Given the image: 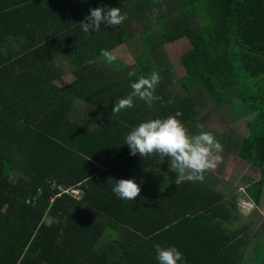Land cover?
<instances>
[{
    "label": "trees",
    "instance_id": "16d2710c",
    "mask_svg": "<svg viewBox=\"0 0 264 264\" xmlns=\"http://www.w3.org/2000/svg\"><path fill=\"white\" fill-rule=\"evenodd\" d=\"M26 2L0 0V264H159L157 245L176 247L178 264H264V221L255 223L258 210L243 213L238 198L245 187L257 206L264 199V0ZM97 7L127 19L83 32L79 23ZM137 36L129 64L115 50ZM182 39L187 73L169 84L160 47ZM153 71L161 99L135 98L112 113L130 83ZM205 93L231 125L250 127L241 142L214 135L231 158L221 175L206 170L203 182L176 185L168 157L164 175L152 169L158 154L131 155L127 134L150 119L179 111L189 136L199 134ZM240 158L260 179H233ZM119 179L139 185L135 200L113 193Z\"/></svg>",
    "mask_w": 264,
    "mask_h": 264
},
{
    "label": "clouds",
    "instance_id": "9594fccd",
    "mask_svg": "<svg viewBox=\"0 0 264 264\" xmlns=\"http://www.w3.org/2000/svg\"><path fill=\"white\" fill-rule=\"evenodd\" d=\"M79 23L85 33L91 30L99 31L101 24L118 26L127 19V14H121L120 8L112 7L105 10L97 7L89 10ZM108 64L116 61L117 57L107 49L100 50ZM130 72L129 76H134ZM161 77L153 71L148 76L141 75L130 83L131 93L115 102L112 113H120L124 109L134 106V99L139 98L151 106V103L161 98L155 95ZM182 113L166 118L150 119L141 122L126 136L125 144L130 148L131 155L139 154L145 157L152 154L160 156V162L169 158V167L176 173L175 184L179 185L185 180L203 182V173L216 166L219 156L213 157V149H220L219 142L211 132L201 131L199 134L189 136L187 129L177 117ZM113 193L122 200H135L140 194V187L134 179L114 180ZM156 259L159 264H178L183 260V254L174 246L162 248L156 246Z\"/></svg>",
    "mask_w": 264,
    "mask_h": 264
},
{
    "label": "rangeland",
    "instance_id": "374dc122",
    "mask_svg": "<svg viewBox=\"0 0 264 264\" xmlns=\"http://www.w3.org/2000/svg\"><path fill=\"white\" fill-rule=\"evenodd\" d=\"M143 39H140L138 36L126 45L121 46L120 48L115 50V54L121 57L122 60L131 64L135 62V53L142 46ZM189 46V40L182 39L175 42H169L163 44L160 48H162L160 52V57H164V61L162 64H167L172 71L168 73L166 82L169 84L173 83L174 79L178 77L180 79L184 75H186L187 71L184 66L181 65V55L187 51ZM172 74V75H171ZM72 77V74L67 75L61 80V83H68ZM182 88V86L180 87ZM176 89V88H175ZM178 90V89H176ZM177 93V91H176ZM201 104L204 106L206 113L201 116V118L195 122V127L199 128V133L201 131L211 132L213 135L225 133L228 134H236V140L241 142L244 137L249 136L250 127L248 125L247 120H243L234 125H231L229 112L222 108L216 109L211 98L205 93V97H200ZM191 136V135H190ZM221 146V145H220ZM219 156L220 160L216 161V166L214 168H210L207 171L215 172L216 175H221V171L224 170L225 165L228 164L229 153L224 150L222 146L220 149H213V157ZM234 166L233 179L238 180V184L243 185L246 181L253 182L255 180L260 179V170L253 165L243 159H237L236 163H232ZM222 180V177H221ZM225 193L230 194L231 190L226 187L223 188ZM238 198L240 206L243 210V213H246L248 216L251 215V212L258 210V215L255 216V223L259 221V223L264 221V199L260 206H257L250 197L246 194L245 187H242L238 191ZM259 207V208H258ZM247 216V217H248Z\"/></svg>",
    "mask_w": 264,
    "mask_h": 264
},
{
    "label": "crops",
    "instance_id": "0c3cea01",
    "mask_svg": "<svg viewBox=\"0 0 264 264\" xmlns=\"http://www.w3.org/2000/svg\"><path fill=\"white\" fill-rule=\"evenodd\" d=\"M25 1H27L26 3H36V2H38V1H41V0H25ZM12 2H18V3H22L23 2V0H12ZM38 6H39V9L42 7V3H39L38 4ZM163 162H158L157 164H155L154 166H153V170H154V172H155V174L156 173H164V175L166 174V175H168L169 174V172H167V171H165L164 169H163ZM254 167V166H253ZM252 200V199H251ZM246 214V213H245ZM247 216V215H246Z\"/></svg>",
    "mask_w": 264,
    "mask_h": 264
},
{
    "label": "built area",
    "instance_id": "2783aa9c",
    "mask_svg": "<svg viewBox=\"0 0 264 264\" xmlns=\"http://www.w3.org/2000/svg\"><path fill=\"white\" fill-rule=\"evenodd\" d=\"M72 192L75 193V194H79V190L78 189H74V190H72Z\"/></svg>",
    "mask_w": 264,
    "mask_h": 264
}]
</instances>
